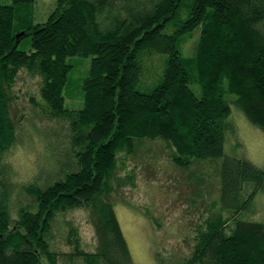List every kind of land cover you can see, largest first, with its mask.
Returning a JSON list of instances; mask_svg holds the SVG:
<instances>
[{
	"label": "trees",
	"instance_id": "16d2710c",
	"mask_svg": "<svg viewBox=\"0 0 264 264\" xmlns=\"http://www.w3.org/2000/svg\"><path fill=\"white\" fill-rule=\"evenodd\" d=\"M33 2L0 3V264H133L113 178L119 156L148 139L168 145L178 170L207 165L197 190L213 198L203 202L209 216L190 255L171 264H264V222L241 216L264 191V166L224 151L231 104L264 132V0H56L41 23ZM74 59L88 60L78 79ZM21 71L41 77L31 124L55 121L43 136L66 147L50 150L60 157L51 176L23 193L8 159L22 138L11 95ZM75 89L81 105L70 109ZM76 209L95 232L93 253L55 243L57 215ZM75 236L71 228L67 242Z\"/></svg>",
	"mask_w": 264,
	"mask_h": 264
},
{
	"label": "rangeland",
	"instance_id": "374dc122",
	"mask_svg": "<svg viewBox=\"0 0 264 264\" xmlns=\"http://www.w3.org/2000/svg\"><path fill=\"white\" fill-rule=\"evenodd\" d=\"M8 1L0 0V3ZM33 3V23L44 22L56 7V0H34ZM198 35L199 29H195L187 39L186 53L194 50ZM71 63L75 79L86 74L88 60L74 59ZM40 84L39 75L21 71L11 90L12 116L22 138L12 148L8 159L14 169L12 181L20 186L22 193L23 186L34 176H51L50 170L60 157L52 158L50 153L66 148L62 142L56 146V141L51 142L43 136L45 126L50 127L55 121L46 124L38 120L37 127L31 124L34 109L31 101L39 100ZM66 105L70 109L80 107L81 97L77 89L73 99L66 100ZM230 106L232 112L224 144L225 154L243 156L257 167H263L264 132L252 125L235 105ZM169 154L170 148L166 143L159 139H148L138 144L133 155L119 156L113 178L116 191L112 198L133 264H159L155 257L157 251L164 264H171L172 254L190 255L195 229L209 216L203 202L213 198L207 197L205 200L201 196L204 200H200L197 190L200 188L199 177L204 176L207 165L195 162L187 171H181L171 165L167 158ZM213 181H216V176ZM10 199L7 202L11 205ZM11 211L15 217L14 208ZM63 213L57 215L54 224L58 250L70 252L77 246L82 251L95 252L96 236L87 213L79 209ZM241 216L264 222V191L256 195L253 209L243 211ZM71 228L75 229L76 236L73 243H68L67 234Z\"/></svg>",
	"mask_w": 264,
	"mask_h": 264
},
{
	"label": "water",
	"instance_id": "95a60500",
	"mask_svg": "<svg viewBox=\"0 0 264 264\" xmlns=\"http://www.w3.org/2000/svg\"><path fill=\"white\" fill-rule=\"evenodd\" d=\"M21 33H22V32H21ZM21 33H20V34H21ZM20 34H18V35H20Z\"/></svg>",
	"mask_w": 264,
	"mask_h": 264
}]
</instances>
